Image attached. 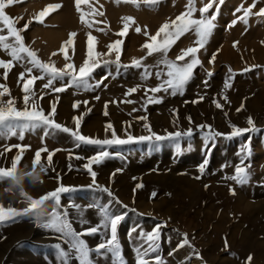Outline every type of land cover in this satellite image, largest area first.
<instances>
[{"label": "rangeland", "instance_id": "obj_1", "mask_svg": "<svg viewBox=\"0 0 264 264\" xmlns=\"http://www.w3.org/2000/svg\"><path fill=\"white\" fill-rule=\"evenodd\" d=\"M70 1L71 9L80 19L81 11H77L75 0ZM83 1L92 2H89L90 9H93L90 12L97 21V27L103 29L99 31L100 35L121 40L136 38L141 44H134L133 49L141 51L150 35H155L163 24L175 20L189 4V0H158L154 5L140 3L137 7L132 3L124 2V5L123 0L120 3L116 0ZM210 2L213 6L206 15L216 16L215 27L197 54L201 65L196 67L182 93L173 95L169 90L146 94L147 89L158 86L162 78L166 79V76L156 75L157 72L167 71L163 64H158L162 53L147 56L141 68L123 67L116 63L100 64L90 78L93 87L87 91L68 87L57 93L44 87L47 78L38 79L31 86L36 101L46 113L55 104L54 119L62 126L75 130L73 118L82 116L80 132L87 137L111 138V130L106 131L109 123L122 139H126L127 135L138 138L152 133L168 137L170 133L187 132L189 129L191 136L137 139L113 145L107 148L111 153L109 158L99 165H92L97 174L95 184L83 165L99 150L98 146L81 144L77 147L70 133L43 126L25 131L22 140L18 135L0 138V168H10L14 157L21 155L17 166L21 183L17 185L7 178L0 180V204L5 208L11 206L23 210L29 202L21 195V186L23 192L33 199L65 186L73 190L60 194L58 210H67V219L77 233L99 226L105 209L111 214L123 216L117 228V238L125 264H136V248L147 246L140 233L152 231L157 224L161 225L159 248L157 253L150 254L149 259L158 254L164 264H248L247 258L251 256L250 264H264V62H256L258 55L250 53L247 58L254 61L247 63L245 58L241 60L238 57L240 51L236 48L243 42L244 47L254 52L250 47L253 41L264 47V16L253 14L245 23L239 19L243 15L242 10L238 11L255 3L253 13H258L264 8V0H223L222 3L220 0H194V18H200L199 9ZM113 4H119L113 10L115 17L121 20L132 17L135 21L129 23L128 32L122 37L117 33L122 30L124 22H118L112 28V21H107L104 15V8ZM53 5L41 0H14L4 11L17 20L16 27L23 28L28 24L27 30L22 32L24 41L42 61L54 62L57 68H63L67 61L62 57L54 58L52 54L61 52L62 45L74 31H67L64 37L59 36L60 41L58 37L57 49H48L38 31L50 26L46 25L47 21L40 23L34 19L35 16L32 18V15L37 17L47 8L41 17L45 19L54 13L49 7ZM12 6H17L15 16L10 12ZM99 12L104 14L101 16ZM143 22H149L150 27L141 29ZM52 23L51 27L58 22ZM137 27L141 29L139 33L135 31ZM3 34H7L6 29ZM196 39L194 31L186 32L170 47L167 58L175 61L182 50L195 46ZM224 47L228 56L222 53ZM123 51L120 65H131L133 58L147 55L145 50L129 58L128 53L125 56ZM263 54L261 50L259 55ZM214 55L215 60L212 61ZM0 58L10 59L2 49ZM110 60L114 61L115 55ZM14 65L8 70L6 79L5 69L0 68V85L7 87L15 106L22 110L24 81L19 79V75L30 65L26 61L14 62ZM145 67L151 73L150 78L144 77ZM32 74L40 73L34 69ZM226 81L230 84L227 89ZM97 82L99 86H96ZM66 83L67 78L58 80L53 87ZM132 87L138 90L125 95ZM153 95L161 102L149 103L148 97ZM223 96L227 97L226 101ZM8 98L7 95L4 97L5 100ZM253 99L258 101L256 108L252 106ZM214 100L223 107L217 108ZM84 101L88 103L84 104ZM75 102H81L78 108L73 107ZM241 105L243 108L238 112ZM248 117H252L257 130L231 136L230 125L250 127ZM145 124L150 126L151 133L144 127ZM201 125H210L214 132L221 135L214 136L210 141L207 127L201 128ZM245 146L250 149V154H247ZM41 148L53 153L52 163H47V152L41 153V164L46 171L41 172L38 165L35 171L40 179L33 182L24 173L32 171L35 153ZM242 150H245L247 158L244 163L249 166L250 175L245 183L238 184L228 177L234 175L235 167L240 165ZM205 161L207 164L201 172L200 166ZM105 187L109 191H103ZM153 193L156 194L154 197ZM53 210V202L47 200L32 214L0 225V264H62L61 249L70 254L68 264H78L62 234L38 226L47 220ZM106 231L100 228L96 234L82 238L90 248L95 249L107 238ZM185 234L189 245L178 247ZM92 258L95 264H112L110 255L103 251L100 255L93 253Z\"/></svg>", "mask_w": 264, "mask_h": 264}, {"label": "snow or ice", "instance_id": "obj_2", "mask_svg": "<svg viewBox=\"0 0 264 264\" xmlns=\"http://www.w3.org/2000/svg\"><path fill=\"white\" fill-rule=\"evenodd\" d=\"M14 0H0V49L4 50L7 55L10 57L9 60H4L0 58V68L5 69L4 77L7 78L8 70L14 67V62H25L30 65L25 68L24 72H21L19 75V79L24 81L23 92L25 93L23 96L24 107L23 109H18L15 106V100L11 98L10 92L7 87L0 85V138H7L11 136H17L19 139L24 138L25 131L30 128L34 129L38 126H43L46 129H56L61 130L65 133H70V135L77 142L76 146L79 147L81 144L85 145H95L99 147V150L91 157L87 158V163L83 165V167L90 173L93 184H95L96 172L93 171L92 165H99L103 162L104 159L109 158L111 153L107 150V148L113 145H123L134 140H163L165 138L172 137H180V136H191L192 132L189 129L187 132H176L170 133L168 137L159 136L155 133H152L150 136H140L138 138L133 137L131 135H127L126 139H122L117 136L112 124L106 125V131L111 130V138L105 137L103 139L100 138H91L81 134L80 126L81 121L83 119L82 116L74 117L75 130L70 129L68 127H64L61 124L57 123L54 119L56 114V106L52 104L50 111L47 113L45 110L40 107L38 102L35 99V93L32 91V85L38 79L47 78V82L45 83V88H51L54 92H63L68 87H76L78 89H83L85 91L89 90L93 85L90 84V78L95 71L96 68L100 66V60L96 59L97 56H110L113 52L115 53V60L105 59L103 63L105 65L109 63H116L118 66L128 67L134 66L137 68L144 67L143 60L147 58V56H151L154 53H162V58L158 61V64H163L167 71L165 73L157 72L156 75L158 77L166 76V79L162 78V82L150 89L146 90L147 93H159L161 91L168 92L171 90L173 95L177 93H182L186 84L191 80L194 74V70L198 65H201V61L199 60L197 54L201 48L204 47L207 38L211 34L213 28L215 27L214 20L216 19L215 15L211 17L206 14L212 8L213 4L210 2L206 4L204 7L200 8V18H194V13L196 11L194 7V0H189V4L187 6V10L183 12L181 15L177 16L175 20H172L170 23L163 24L160 29L156 32L155 35H150L148 38V42L142 45L143 49L147 50V55L145 57H141L139 59L133 58L131 61V65H120V56H121V45L123 44V40H116L115 42L107 45L108 52L107 53H96L94 52V42L95 37L88 34L87 40V57L84 59L83 63L77 68V66L71 62V58L67 55L66 49L68 47L73 46L74 40L73 38L77 35V33L72 32L69 34V39L64 42V45L60 49L61 52H64V58L67 61L64 64L63 68H57L54 62H44L42 61L35 50H32L28 45H26L24 41V37L22 32L27 30L28 24H25L23 28L16 27L17 20L12 17L6 15L4 9L5 7L12 5ZM83 0H75L76 9L78 12L81 11L80 5ZM117 3H120L121 0H116ZM125 3H132L135 6L139 7L140 3H144L146 5H154L158 2V0H123ZM223 0H220L222 3ZM53 8H58L60 5L49 6ZM255 7V3H253L248 8L238 9V11L243 12V15L239 17V19L245 23H247L249 17L253 14L264 16V8H261L258 13H253V8ZM47 8L39 13L35 19L43 23L41 17L45 15L47 12ZM99 15H103V12H99ZM81 21H84V14L81 13L80 16ZM123 28L117 33L118 36H125L128 32L129 23H135L134 18L132 17H123ZM89 27H92V22H86ZM4 29L7 30V34L4 33ZM99 31H103V29H97ZM137 33L141 31L139 27L135 29ZM194 31L197 39L195 41V46H190L186 50H182V53L177 56L176 60H169L167 58V52L170 47L175 43V41L185 34L186 32ZM145 35H148L145 32ZM159 38V39H158ZM52 55H56L53 53ZM215 60V55L212 58V61ZM210 61V63L212 62ZM182 62V63H181ZM38 70L39 75H33V70ZM250 69H245L248 71ZM28 76L25 79V76ZM210 76L211 73H208ZM144 77L150 78L151 73L148 72L145 67ZM67 78V83L63 84L61 87H53L54 82L56 81H64ZM99 86V82L97 85ZM230 87V84L226 81L225 88ZM137 87H132L127 90L125 95H131L137 91ZM9 98L7 100L4 99L5 96ZM42 98V97H41ZM99 99V97H96ZM203 100V97L199 98ZM223 99L226 101L227 97L223 96ZM131 103L132 101H125ZM149 103H159L160 99L155 98L153 96L148 97ZM194 103L199 101H193ZM81 102H75L73 104L74 108H78ZM87 104V101L83 102ZM215 106L217 108H222L223 105L218 101H215ZM105 108H107V103L105 104ZM241 108H238L237 111H241ZM90 111V109H89ZM107 115V111L104 113ZM139 119L146 120L147 117H140ZM191 121V118L189 117ZM247 124L250 126L248 128H240L235 125H230L232 128L231 136H239L246 132L256 131V127L252 117L247 118ZM144 127L151 133V128L148 124H145ZM201 128L207 127V138L211 141L214 136L221 135V133L214 132L210 125H201ZM20 147V146H16ZM245 150L247 154H250V149L245 146ZM242 150V158L240 165L235 167L234 175L228 177L235 181L238 184H243L249 179V166L245 165L244 161L247 158ZM21 151L23 149L21 148ZM47 152V163L51 165L53 153L49 152L47 148L38 149L35 153V157L33 160L32 171L24 173V176H27L31 180L35 181L39 179V174L36 173V167L40 166V171H46V168L43 164H41V153ZM80 158V157H77ZM21 160V155H16L11 163L10 168H0V180L9 179L12 183L19 185L21 183L20 177L21 173L18 172L17 166L19 161ZM207 164V161L204 162L200 166V171H204V167ZM142 185H138L137 187H141ZM73 189H70L65 186H59L54 191L48 192L46 195L40 197L39 199H33L31 196H28L26 193L21 191V195L26 198L29 202L28 207L23 210H17L11 206L5 208L2 204H0V225H4L8 222H15V219L24 215L32 214L35 209L39 206L43 205L45 201L51 200L53 202V211L50 213L49 217L45 222L39 223L38 226L50 229L55 231L56 233L62 234L65 242L70 244L71 249L75 254V258L78 264H95L93 257V253L96 255L102 254V251L109 254L112 259V264H125L123 253L121 251V245L117 238V228L121 220L123 219L122 215H114L109 213L106 209L102 212V220L99 226H93L84 232L77 233L73 228L71 223L68 221L67 210H63V212L59 211L60 209V194L64 192H69ZM103 191H109L108 188H104ZM234 194V193H233ZM156 194L153 193V197ZM39 220V217H37ZM100 228H103L106 231V239L99 243L95 249H92L87 244L86 240L82 237L86 235L96 234ZM160 230L161 225L157 224L152 231L144 233L141 232L140 236L144 241V244L147 246L144 247L141 245L136 248V264H164L162 258L157 254L151 259L148 257L151 253H157L159 248V239H160ZM110 232V235L108 234ZM185 245H189V240L187 238V234L184 235L182 242L178 245V247H184ZM227 247V243L225 244ZM59 249L60 246L57 245ZM60 255L62 257V264H68L69 253L64 252L62 249L60 250ZM198 255V254H196ZM252 257L249 256L247 258L248 264H250Z\"/></svg>", "mask_w": 264, "mask_h": 264}, {"label": "bare ground", "instance_id": "obj_3", "mask_svg": "<svg viewBox=\"0 0 264 264\" xmlns=\"http://www.w3.org/2000/svg\"><path fill=\"white\" fill-rule=\"evenodd\" d=\"M41 1L50 2V3L52 2V3H54V5H60V7H58V8L52 7L51 10H53L54 13L51 15H48L45 19H43V23L45 21H47L45 23H46V25H49L50 27H47L44 30L41 29L38 31V34L41 36L40 38H42L43 41L45 42L46 48H48V49L49 48L50 49L56 48L57 49V47H58L57 43H58V41H60V37L66 36L67 31L73 30L75 33H77V35L75 36L76 40H75L73 46L67 48V55H70L71 62L74 63L77 66V68L83 63L84 59H86V57H87V40H88V34L89 33H91V35L96 38L95 42H94V52H96V53H107L108 52L107 45H109V44H111V43H113L119 39L118 37L117 38L106 37V36L104 37L103 35L99 34V30H97V29H99L98 28L99 26L97 25V21L95 20V18L93 17V15L90 12V10L91 11L93 10V9H90L91 8L90 3H92L90 1H88L87 3H84V1H83V4L81 6V9H82L81 13L84 14V23L80 22V19L78 18L77 13L75 11H73V9H71V3L72 2L70 0H41ZM120 5L122 6V4H120ZM124 5H125V3H124ZM116 6H119V4L109 5L107 8H104L105 18L106 17L108 18L107 21H112V23H110L112 26H114L112 28H115L118 22L123 21L120 18H117L113 15V10H116V9H114ZM15 7L17 8V6L10 7V12H12L14 16L17 13V12L14 13ZM127 10L128 9H126V11ZM16 11H18V10L16 9ZM5 12H7L6 14H8V11H5ZM32 16H33L32 18H34V16L36 17V15H32ZM89 21L92 22V27H89L88 24L86 23ZM52 22H58V23L54 24L56 26L51 27V24L53 25ZM148 23L149 22H147V23L143 22L141 24V29L146 30V28L150 27V26H148ZM107 24H109V23H107ZM151 24H153V23L151 22ZM118 27H119V25H118ZM100 28H102V27H100ZM109 29H111V28H109ZM106 31H107V29H106ZM115 32H116V30H115ZM71 33H72V31H71ZM85 36H87V37H85ZM58 37H59V40H58ZM61 39H63V38H61ZM56 40H58V41H56ZM73 40H74V38H73ZM119 40H121V39H119ZM39 43H40V41H39ZM134 44L135 45L141 44V41L136 39V38L129 39L126 37V39L123 40V44L121 45V52H122V50H124L123 53L125 56L128 53V57L133 58L134 57L133 54L139 55V51L141 53V52L146 50L143 48H142V51H141V49H137V48L133 49ZM244 45H245V43L242 42L236 46V48L239 49V51H240V53H239L240 55L238 56L240 59L245 58L246 60L245 59L244 60L247 63H250L254 60H249L247 58L248 54L254 53V54L258 55L257 59H255L256 62H258V63L264 62V54L259 55V52H261V50L264 51L263 46H259L258 43L253 41L251 43V46L249 45L253 50H255L253 52V51L248 50L246 47H244ZM42 47H43V45H42ZM46 48H45V50H46ZM60 48H61V46H60ZM131 51H132V54L129 55V53ZM222 53L224 54V56L229 55L228 51L225 47H224ZM114 55H115V53L113 52L110 56H103V57L97 56L96 59L100 60V62H101L100 64H103V60H105V59L110 60ZM52 57H54V58L62 57L63 59H65L64 53H62V52H58V53H56V55H53ZM251 103H252L253 108H256L258 101H255L253 99L251 101Z\"/></svg>", "mask_w": 264, "mask_h": 264}, {"label": "clouds", "instance_id": "obj_4", "mask_svg": "<svg viewBox=\"0 0 264 264\" xmlns=\"http://www.w3.org/2000/svg\"><path fill=\"white\" fill-rule=\"evenodd\" d=\"M39 179H40V177H39ZM39 179H38V180H39ZM38 180H35V181H38ZM35 181H33V182H35ZM20 191H23L22 186L20 187Z\"/></svg>", "mask_w": 264, "mask_h": 264}]
</instances>
